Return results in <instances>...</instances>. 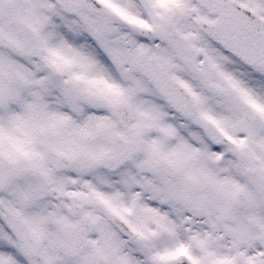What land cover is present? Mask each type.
<instances>
[{"label":"snow or ice","instance_id":"snow-or-ice-1","mask_svg":"<svg viewBox=\"0 0 264 264\" xmlns=\"http://www.w3.org/2000/svg\"><path fill=\"white\" fill-rule=\"evenodd\" d=\"M0 264H264V0H0Z\"/></svg>","mask_w":264,"mask_h":264}]
</instances>
